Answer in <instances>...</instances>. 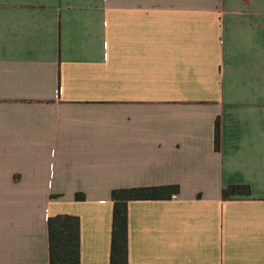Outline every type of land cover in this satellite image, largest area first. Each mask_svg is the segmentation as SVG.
<instances>
[{
    "label": "crops",
    "instance_id": "crops-1",
    "mask_svg": "<svg viewBox=\"0 0 264 264\" xmlns=\"http://www.w3.org/2000/svg\"><path fill=\"white\" fill-rule=\"evenodd\" d=\"M168 185L129 264H264V0H0V264H49L59 216L109 264L112 192Z\"/></svg>",
    "mask_w": 264,
    "mask_h": 264
},
{
    "label": "trees",
    "instance_id": "trees-1",
    "mask_svg": "<svg viewBox=\"0 0 264 264\" xmlns=\"http://www.w3.org/2000/svg\"><path fill=\"white\" fill-rule=\"evenodd\" d=\"M216 148L219 149L220 123H216ZM180 191L179 186L142 187L117 189L112 192L113 226L109 264L128 263V202L137 200H169ZM248 186H231L224 189L222 197L230 200L236 196H249ZM50 234L49 264H82L80 260L79 221L72 217H55L48 221Z\"/></svg>",
    "mask_w": 264,
    "mask_h": 264
}]
</instances>
